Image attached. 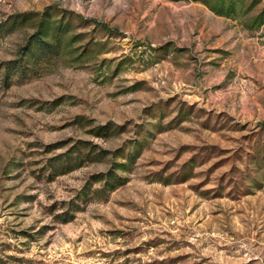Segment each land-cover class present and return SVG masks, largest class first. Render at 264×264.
<instances>
[{
    "label": "rangeland",
    "instance_id": "obj_1",
    "mask_svg": "<svg viewBox=\"0 0 264 264\" xmlns=\"http://www.w3.org/2000/svg\"><path fill=\"white\" fill-rule=\"evenodd\" d=\"M0 264H264V0H0Z\"/></svg>",
    "mask_w": 264,
    "mask_h": 264
},
{
    "label": "trees",
    "instance_id": "obj_2",
    "mask_svg": "<svg viewBox=\"0 0 264 264\" xmlns=\"http://www.w3.org/2000/svg\"><path fill=\"white\" fill-rule=\"evenodd\" d=\"M19 17H25V14L20 15ZM17 18H15L12 22L11 25L14 24V22L16 21ZM48 37V28L47 25L45 23L44 20H40L39 23L37 24V29H36V33L31 37V39H33V41H30L27 47V51L26 53H28L30 51V49L32 47H40V48H45L49 46V41L47 40ZM5 80H8L9 78V74H5ZM109 184H111L110 182L107 183V185L109 186ZM71 220V218L68 219H63V222H69Z\"/></svg>",
    "mask_w": 264,
    "mask_h": 264
}]
</instances>
